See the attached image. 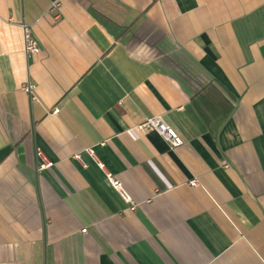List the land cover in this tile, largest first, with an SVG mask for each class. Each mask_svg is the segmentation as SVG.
<instances>
[{
    "label": "crops",
    "instance_id": "1",
    "mask_svg": "<svg viewBox=\"0 0 264 264\" xmlns=\"http://www.w3.org/2000/svg\"><path fill=\"white\" fill-rule=\"evenodd\" d=\"M54 1L0 0V264H264V0Z\"/></svg>",
    "mask_w": 264,
    "mask_h": 264
},
{
    "label": "built area",
    "instance_id": "2",
    "mask_svg": "<svg viewBox=\"0 0 264 264\" xmlns=\"http://www.w3.org/2000/svg\"><path fill=\"white\" fill-rule=\"evenodd\" d=\"M61 3L60 0H56L52 3L49 12L59 16L60 14ZM23 31H24V53L28 59L35 57L41 53V48L39 42L34 37L32 28L26 24H23ZM36 85L31 81H28L25 85H23L22 90L29 95L32 102H37L36 96ZM55 113L58 112L57 109L54 110ZM139 129L145 131H156L168 144L172 149L179 148L183 145V141L178 136V134L173 130V128L166 122L163 116H155L148 118L144 123L139 126ZM88 153L92 158L95 159L98 167L102 170H105V165L96 157L94 149H87L85 151ZM38 156L41 158V162L38 166V171L48 170L53 167V163L49 161L43 153L38 152ZM77 159H81V155L76 156ZM107 177L111 182L112 186L118 190L122 191L121 183L116 180L112 174L107 172ZM190 186L198 187L199 183L197 180L190 181ZM127 201H130L128 197H126ZM84 233L87 231L84 230Z\"/></svg>",
    "mask_w": 264,
    "mask_h": 264
},
{
    "label": "trees",
    "instance_id": "3",
    "mask_svg": "<svg viewBox=\"0 0 264 264\" xmlns=\"http://www.w3.org/2000/svg\"><path fill=\"white\" fill-rule=\"evenodd\" d=\"M92 10L95 13H98L99 15H102L104 18H106V22L112 23V21L109 19V17L107 15H104L99 10L97 11L93 8H92ZM200 103H201L203 109L205 110L206 114L208 115V117H210L211 120L214 121L216 126L219 125L224 120V116L222 115L220 110H218L215 106H213L209 101H205V100H203V98H200Z\"/></svg>",
    "mask_w": 264,
    "mask_h": 264
}]
</instances>
